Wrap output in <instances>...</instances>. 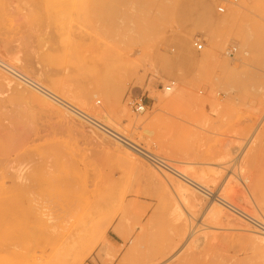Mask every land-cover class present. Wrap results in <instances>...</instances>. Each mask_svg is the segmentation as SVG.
Segmentation results:
<instances>
[{
    "label": "rangeland",
    "instance_id": "1",
    "mask_svg": "<svg viewBox=\"0 0 264 264\" xmlns=\"http://www.w3.org/2000/svg\"><path fill=\"white\" fill-rule=\"evenodd\" d=\"M206 1L209 10L203 18L195 1L0 0V62L6 69L100 123L105 124L91 110L112 108L111 124L126 138L176 169H183L174 162L179 161L205 180L220 182L202 185L203 192L195 193L198 201L182 200L100 137L117 139L44 98L2 65L0 183L14 187L0 191V264H264V250L253 247L231 224L215 221L207 205L208 195L219 194L264 221V141L258 143L264 130V40L257 28L264 27V0H224L225 6ZM252 2L259 5L249 7ZM218 6H224V13ZM227 13L237 18L229 32L225 29L227 42L220 52L207 30H219L215 23ZM187 25L194 29L180 59L176 36ZM247 34L258 51L245 44ZM195 40L203 46L200 51L192 46ZM231 47L235 54L226 56ZM204 51L241 74L239 83L220 79L211 63L199 65ZM181 78L186 95L174 100ZM113 85L110 105L104 97ZM55 88L74 95L87 91L86 106ZM139 99L144 111L135 114L131 103ZM119 108L148 123L116 118ZM213 163L216 169H211ZM40 164L42 180L32 184V202L8 203L7 192L18 193L24 173ZM97 195L103 196L99 204L93 200Z\"/></svg>",
    "mask_w": 264,
    "mask_h": 264
},
{
    "label": "bare ground",
    "instance_id": "2",
    "mask_svg": "<svg viewBox=\"0 0 264 264\" xmlns=\"http://www.w3.org/2000/svg\"><path fill=\"white\" fill-rule=\"evenodd\" d=\"M171 1H173L175 3V5L176 4L177 5H183V3H185L186 1H195L197 3V5L199 6L200 15L203 18L207 17V12L209 10V3L206 0H171ZM220 1H222L224 3V6H225V1L219 0L218 2H220ZM137 2H138V4L142 5L144 0H142V1L137 0ZM233 3L234 2H232V4ZM257 5H259L257 2L253 3V4L248 3L249 7L251 6V7L255 8V7H257ZM224 6L222 7L223 8L222 13H224ZM235 15H237V14L235 13ZM236 18L237 17H235L234 15L227 13L226 16H223L219 20V23H215L216 24L215 26L219 30H211V29L207 30V34H208L209 38L211 39V45L213 46V48L216 51L221 52L223 50V47H224L225 43L227 42V37H228V35L225 33V29H227V31L229 32V30H230L231 26H233V22H234V20H236ZM257 28L260 30V34L263 36V40H264V27L259 25V26H257ZM193 29H194V27L192 25L184 26L179 31L178 35L176 36L175 45L177 47V54H178L177 56H179L180 59H182L183 56L186 54V49H187V46L189 43V37H190ZM244 37H245V44L250 46V47H254V49L258 51V44H256L255 42H251L250 36L248 34ZM195 43L196 42L192 41L193 48L196 51H200L203 47L202 44L200 42L197 43V44H199L198 45L199 47L197 48V45ZM152 47H153V45H152ZM256 47H257V49H256ZM235 51H236L235 47H231L230 49L228 48L225 51V55L230 56L231 54H229V53L232 52L233 54H235ZM152 52H154V50H152ZM197 63L199 65H205V64L211 63L213 65V67L217 68V71H218L217 75L220 77V79L222 78V80L225 82L229 81L231 83H239V81H240L239 79L241 77L240 76L241 74L233 73L232 71L226 69L224 65L222 66L221 64H219L216 56H214L212 53H207V51H204L201 54V56L197 59ZM2 65L3 64L0 62V67ZM2 67H4L7 72L11 73L13 76H15L19 80L23 81V83L30 85L34 90H36L38 93H40L44 98L50 99L51 101H53V102L59 104L60 106L64 107L70 114L75 115V116L79 117L80 119L83 118L88 124H90L91 126L94 125L93 127L96 126V129H99L100 131H102V133H105L106 135L108 134L109 137L117 139L120 143L109 141L105 137H100L101 141L104 142V144L112 147L113 150L115 152L119 153L123 159H125L126 161H128L131 164H134V165H137L139 167L144 168L150 175H152L158 181H160L163 184L166 183L167 185L171 186L173 188V192L175 193V195H177L182 200H184V201H198L201 198L198 195H196L195 193L201 194V192H203V188H204L203 186L211 187L215 184H218V185L220 184V182L218 183L217 180L214 178L205 180L202 175H200V174L197 175L196 173H194V172L192 173L191 171L185 169L184 168L185 164L182 162L174 161L176 164H178V167L183 168L180 170L176 169L173 166H171V162H169L168 160L164 159L163 157H161L157 154L152 153L150 150L145 149L143 146L135 143L133 140L126 138L125 134L122 133L123 131H119V129L113 127L111 124V123L115 122V119H113L111 117L112 114H115L113 112L112 108H109L108 110L103 109V108L91 110L93 115L95 117H97L98 119H100L101 121H103L105 124L100 123V122L96 121L94 118L90 117L85 112H83L82 110H80L79 108L75 107L74 105H72L71 103L67 102L66 100L60 98L59 96L53 94L49 90L43 88L42 86H40L36 82H33L29 79H26L23 76L15 73L13 71H10L9 69H6V67L4 65ZM180 80H181V89H180L179 93L176 94V97L174 98V100L179 99L178 97L181 98L182 96L186 95L184 80L182 78ZM172 85H173V83H169V85H166L163 87V90L166 92H170ZM260 86H261V90L262 89L264 90V76H263V78H261V85ZM116 88L117 87L115 85H113L112 88L109 90V92L104 97L105 100L108 101V103L110 105L113 102L114 93H115ZM54 90L56 92L60 93V95H62L63 97L67 98L68 100L77 103L79 106H81V107L86 106V100H87V97L89 94L87 91L74 95L70 91L63 92L62 90H60L58 88H55ZM33 96L36 99H38L39 102H41L43 105L50 108V110L57 113L59 116H61L63 118H68V115L61 112L57 108L53 107L44 98L37 97L36 95H33ZM161 103H162V101H160V100L156 101L157 106H159V104H161ZM131 106H132L131 111L135 114H141L144 111L142 109L141 105H137L135 107V104L132 102ZM216 110H218L219 112L221 111L220 108H218ZM116 114H117L116 118H118V117L122 118L123 117L128 121V123H131V124L132 123H135V124H137V123L138 124L148 123V122H146L145 119H137V120L131 119L127 115V111L125 108H119L117 110ZM259 138L260 139H259L258 143H260V141H264V130H262L261 134L259 135ZM142 151L148 153V155L142 154L141 153ZM159 151L162 152V154L165 156H171L170 153L166 152L162 148H159ZM146 157L157 158V159L161 158L162 160H164L165 162H167L171 166V168L173 169V172L165 171L164 169L159 168V166H157L156 164H154V165L151 164L150 161ZM141 159H143L148 165H150L151 167L156 169V172L154 170H151L147 165H145V163ZM209 165H210L211 169H216V166H217L216 164L213 163V164H209ZM42 169H43V167L40 164L36 168H33V169L26 171V173H24V175L22 176V179H20L22 181L21 184L19 185V187H17L18 190H20V191L16 194H13L12 192H10V193L7 192V195H6L7 202L8 203H12L13 201L32 202L33 192H34L31 189L32 184L35 181L38 183L42 180L41 174H38L42 171ZM219 171L220 170H213L214 173H218ZM165 173H167V174L169 173V175H173L174 178L178 177V179H180V180H174L173 178H170L169 176H167V174L165 175ZM34 184H36V183H34ZM8 186L9 185L4 186L3 183H0V191L5 190V188L9 189V188L14 187V186L13 187H10V186L8 187ZM208 196H210V198L207 201V205H208L210 213L212 214L213 219L215 221L225 222V223L231 224L233 227L236 228V230L242 232L244 237L253 245V247H255L256 249L264 250V234L263 233L257 232L256 231L257 229L249 221H246V222L254 229L255 232H253L252 230H249L243 224H241L239 221L235 220L229 214H227L224 211L223 206H225L229 211H232V212L234 211L233 208H235V207H233V205H231L230 203L225 202L223 199H221L219 197V194L208 195ZM226 197L231 202L236 203V201L232 195H227ZM93 200L95 201V204H99L103 201V196L97 195ZM235 209H237V208H235ZM237 210L240 213H242L243 215L247 216L248 218H250V219H252V220L256 221L257 223H260L261 225L264 226L263 220H257L255 218L247 215L245 212H243L239 209H237ZM234 214L237 215L236 213H234ZM115 231L118 232L117 228L115 229ZM188 236H190V233L187 235V237ZM179 251H180V249L175 250V252L171 256H169V258H167V260H165V262H163V263H168V262L172 261L175 258V256L178 254Z\"/></svg>",
    "mask_w": 264,
    "mask_h": 264
},
{
    "label": "built area",
    "instance_id": "3",
    "mask_svg": "<svg viewBox=\"0 0 264 264\" xmlns=\"http://www.w3.org/2000/svg\"><path fill=\"white\" fill-rule=\"evenodd\" d=\"M232 2H234L236 4L237 3V0H232ZM220 3L222 4L223 2L220 1ZM222 7L223 6H219L218 7L219 9L217 8V11L218 12H222L223 11V8ZM194 42H196L195 44L197 45V48H198L199 47L198 46L199 44H197V43H199V40H195ZM229 54L232 55L233 53L230 52ZM134 104H135V107L137 105H141L142 109L144 110V105L142 104V102H141L140 99H139L138 102H134ZM141 153L144 154V155H148V153L143 152V151ZM146 158L150 161L151 164H153V165L156 164L157 166H159V168L164 169L165 171L173 172V169L171 168V166L167 162H165L164 160H162L161 158L160 159L150 158V157H146ZM233 209H234L233 212L236 213L237 216L243 218L245 221H249L257 229L256 230L257 232L264 234V226L263 225H261L260 223H257L256 221L248 218L247 216L243 215L237 209H235V208H233Z\"/></svg>",
    "mask_w": 264,
    "mask_h": 264
}]
</instances>
